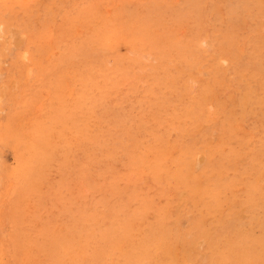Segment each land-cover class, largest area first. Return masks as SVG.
<instances>
[{
    "label": "rangeland",
    "instance_id": "obj_1",
    "mask_svg": "<svg viewBox=\"0 0 264 264\" xmlns=\"http://www.w3.org/2000/svg\"><path fill=\"white\" fill-rule=\"evenodd\" d=\"M0 252L264 264V0H0Z\"/></svg>",
    "mask_w": 264,
    "mask_h": 264
},
{
    "label": "bare ground",
    "instance_id": "obj_2",
    "mask_svg": "<svg viewBox=\"0 0 264 264\" xmlns=\"http://www.w3.org/2000/svg\"><path fill=\"white\" fill-rule=\"evenodd\" d=\"M257 1H258V0H257ZM151 3H152V2H151ZM202 4H203V3H202ZM151 7H152V6H151ZM242 7H243V6H242ZM244 7H245V6H244ZM247 7H248V6H247ZM215 8H216V7H215ZM240 9H241V8H240ZM256 9H257V8H256ZM255 13H256V12H255ZM178 14H179V13H178ZM240 15H241V14H240ZM136 16H137V15H136ZM138 16H139V15H138ZM148 16H149V15H148ZM155 16H156V15H155ZM216 16H217V15H216ZM254 17H255V16H254ZM137 19H138V18H137ZM132 21H133V20H132ZM134 21H135V20H134ZM149 21H150V20H149ZM258 21H259V20H258ZM104 22H105V21H104ZM116 23H117V22H116ZM201 23H202V22H201ZM237 24H238V23H237ZM133 25H134V24H133ZM238 25H239V24H238ZM136 26H137V25H136ZM145 27H146V26H145ZM135 28H137V27H135ZM144 29H145V28H144ZM141 31H142V30H141ZM130 34H131V33H130ZM160 34H161V33H160ZM25 35H26V34H25ZM143 36H144V35H143ZM160 42H161V40H160ZM161 43H162V42H161ZM164 45H165V44H164ZM196 46H197V45H196ZM159 47H160V46H159ZM180 47H181V46H180ZM192 47H193V46H192ZM161 48H162V47H161ZM197 50H198V49H197ZM152 53H153V52H152ZM164 57H165V56H164ZM157 61H158V60H157ZM218 62H219V61H218ZM187 63H188V62H187ZM210 64H211V63H210ZM220 64H221V63H220ZM222 65H223V64H222ZM258 75H259V74H258ZM152 76H153V75H152ZM150 77H151V76H150ZM221 78H222V77H221ZM156 79H157V78H156ZM215 80H216V79H215ZM252 80H253V79H252ZM157 81H158V80H157ZM159 81L162 82L161 80H159ZM159 81H158V82H159ZM166 81H167V80H165V82H166ZM205 81H207V80H205ZM158 82H157V83H158ZM147 83H148V82H147ZM157 83H156V84H157ZM199 83H200V82H199ZM222 83H223V82H222ZM150 84H151V82H150ZM151 85H152V84H151ZM158 85H159V84H158ZM161 85L164 86V84H161ZM161 85H160V86H161ZM155 87H156V86H155ZM150 88H151V87H150ZM184 88H186V87H184ZM212 89H213V88H212ZM148 91H149V90H148ZM101 92H102V91H101ZM149 92H151V91H149ZM162 92H163V91H162ZM182 93H183V92H182ZM222 94H223V93H222ZM226 94H227V93H226ZM244 94H245V93H244ZM161 95H163V94H161ZM173 95H174V94H173ZM183 95H184V94H183ZM224 95H225V94H224ZM245 95H247V94H245ZM151 96H152V95H151ZM169 96H170V95H169ZM186 96H187V95H186ZM157 97H158V96H157ZM97 98H98V97H97ZM155 98H156V96H155ZM163 98H164V97H163ZM181 98H182V97H181ZM213 99H214V98H213ZM16 100H17V99H16ZM159 100H160V99H159ZM161 100H162V98H161ZM167 100H168V99H167ZM152 101H153V100H152ZM223 101H224V100H223ZM242 101H243V99H242ZM159 102H160V101H159ZM231 102H232V100H231ZM157 103H158V102H157ZM223 103H224V102H223ZM138 105H139V104H138ZM154 106H155V104H154ZM158 106H159V105H158ZM243 106H244V104H243ZM243 106H242V107H243ZM161 108H162V107H161ZM243 108H244V107H243ZM153 109H154V108H153ZM149 110H150V112L152 111L151 109H149ZM156 111H157V110H156ZM156 111H155V112H156ZM228 112H229V111H228ZM230 113H231V112H230ZM156 115H157V114H156ZM206 116H207V115H206ZM138 117H139V116H138ZM162 117H163V116H162ZM167 117H168V119H169V115H168ZM212 117H213V116H212ZM139 118H141V117H139ZM208 118H209V117H208ZM210 119H211V118H210ZM141 120H142V119H141ZM220 120H221V119H220ZM164 121H165V120H164ZM212 121H213V119H212ZM228 121H229V120H228ZM150 122H151V121H150ZM165 122H166V121H165ZM221 122H222V121H221ZM141 123H142V121H141ZM159 123H160V122H159ZM219 123H220V122H219ZM152 124H153V123H152ZM207 124H208V123H207ZM162 125H163V124H162ZM166 125H167V124H166ZM168 126H169V125H168ZM168 126H167V127H168ZM221 126H222V125H221ZM230 126H231V125H230ZM233 126H234V125H233ZM152 127H153V126H151V129H152ZM155 127H156V126H155ZM157 127H159V124H158ZM217 127H218V126H217ZM37 128H38V127H37ZM220 128H221V127H220ZM232 128H233V127H232ZM240 128H241V127H240ZM151 129H150V130H151ZM164 129H166V128H164ZM153 130H154V129H153ZM217 130H218V129H217ZM220 130H221V129H220ZM220 130H219V131H220ZM238 130H239V129H238ZM160 131H161V130H160ZM163 131H164V130H163ZM166 131H167V130H166ZM219 131H218V132H219ZM151 132H152V131H151ZM151 132H150V133H151ZM234 132H235V131H234ZM104 133H105V132H104ZM104 133H103V134H104ZM153 133H154V131H153ZM105 134H106V133H105ZM111 134H112V133H111ZM151 134H152V133H151ZM157 134H158V133H157ZM223 134H224V133H223ZM115 135H116V134H115ZM152 135H153V134H152ZM154 135H155V133H154ZM120 136H121V135H120ZM222 136H223V135H222ZM104 137H106V135H104ZM99 138H102V136L99 137ZM118 139H119V138H118ZM220 139H221V138H220ZM97 140H98V139H97ZM105 140H106V138H105ZM125 140H126V137H125ZM92 141H93V140H92ZM113 141H114V140H113ZM130 141H131V139H130ZM130 141H129V142H130ZM101 142H102V141H101ZM103 142H104V138H103ZM103 142H102V143H103ZM93 143H94V141H93ZM95 143H97V142H95ZM105 143H107V142H105ZM118 143H119V142H118ZM216 144H217V142H216ZM223 144H224V143H223ZM94 145H95V144H94ZM103 145H104V144H103ZM106 145H107V144H106ZM188 145H189V144H188ZM188 145H187V146H188ZM101 146H102V145H101ZM101 146H100V147H101ZM104 146H105V145H104ZM100 147H99V148H100ZM110 147H112V146H110ZM214 147H216V146H214ZM102 148L104 149V147H102ZM120 148H121V146H120ZM189 148H190V147H189ZM100 149H101V148H100ZM110 149H111V148H110ZM112 149H113V148H112ZM187 149H188V148H186V151H187ZM228 149H229V148H228ZM121 150H122V149H121ZM184 150H185V148H184ZM229 150H230V149H229ZM189 151H190V150H189ZM189 151H188V152H189ZM227 151H228V150H227ZM232 151H233V150H232ZM234 151H235V150H234ZM102 152L104 153V151H102ZM113 152H114V151H113ZM122 152H123V150H122ZM228 152H229V151H228ZM232 153H233V152H232ZM110 154H111V153H110ZM130 154H131V153H130ZM216 154H217V153H216ZM236 154H237V153H236ZM104 155L106 156V154H102V156H104ZM108 155H109V154H108ZM112 155H113V153H112ZM123 155H124V154H123ZM183 155H184V154H183ZM49 156H50V155H49ZM109 156H110V155H109ZM115 156H116V155H115ZM110 157H111V156H110ZM108 158H109V157H108ZM177 158H178V157H177ZM178 159H179V158H178ZM179 161H180V160H179ZM252 163H253V162H252ZM191 166H192V165H191ZM191 166H190V167H191ZM35 169H36V168H35ZM189 172H190V171H189ZM30 178H31V177H30ZM183 178H184V176H183ZM188 180H190V179H188ZM185 181H186V180H185ZM214 196H215V195H214ZM43 202H44V201H43ZM25 210H26V209H25ZM12 218H13V217H12ZM24 228H25V227H24ZM70 240H71V239H70ZM78 241H79V240H78ZM207 243H208V242H207ZM65 245H66V244H65ZM73 252H74V251H73ZM76 252H77V251H76ZM0 253H1V252H0ZM77 253H78V252H77ZM67 254H68V253H67ZM74 254H75V253H74ZM0 256H1V255H0ZM43 256H44V255H43ZM74 257H75V256H74ZM24 261H25V260H24ZM19 262H20V261H19Z\"/></svg>",
    "mask_w": 264,
    "mask_h": 264
}]
</instances>
